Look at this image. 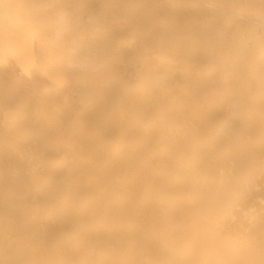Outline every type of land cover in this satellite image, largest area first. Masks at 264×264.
I'll return each mask as SVG.
<instances>
[{
    "label": "bare ground",
    "instance_id": "obj_1",
    "mask_svg": "<svg viewBox=\"0 0 264 264\" xmlns=\"http://www.w3.org/2000/svg\"><path fill=\"white\" fill-rule=\"evenodd\" d=\"M0 264H264V0H0Z\"/></svg>",
    "mask_w": 264,
    "mask_h": 264
}]
</instances>
